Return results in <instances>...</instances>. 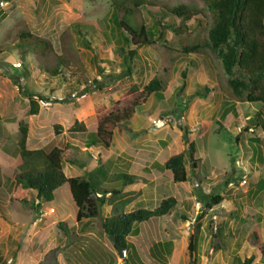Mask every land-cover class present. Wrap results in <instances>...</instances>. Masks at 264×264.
Instances as JSON below:
<instances>
[{"label": "rangeland", "instance_id": "374dc122", "mask_svg": "<svg viewBox=\"0 0 264 264\" xmlns=\"http://www.w3.org/2000/svg\"><path fill=\"white\" fill-rule=\"evenodd\" d=\"M149 1L156 8L152 15L145 5L137 8L138 16L123 9L116 15L130 26L140 21L155 35L154 44L136 51L128 75L116 50L135 48L123 43L126 34L114 24L113 0H0V264H125L101 222L115 206L125 212L154 209L168 198L176 201L170 214L138 225L139 236L128 239L147 260H152L148 249L168 243L169 248L157 247L166 253L167 264H192L210 249L226 251L223 246L232 239L227 232L234 229L239 245H246L252 214L258 211L253 203L264 188V104L248 102V91L236 97L210 50L182 54L181 40L205 37L210 18L207 11L206 18L197 15L177 34L173 28L179 20L169 10L178 4L205 10L200 0ZM125 7H132L129 0ZM75 23L92 30L75 28ZM21 30L49 40L52 49L44 56L20 52ZM58 56L67 60L66 66ZM55 64L58 74L52 75ZM153 77L163 91L146 96L142 92ZM30 97L38 104L35 115L29 112ZM135 98L139 107L130 121L132 136L115 130L109 148L90 145L96 115ZM19 122L28 127L29 150L61 149L66 177L93 178L100 192L117 189L121 194H107L99 216L90 222L76 220L66 184L50 204L37 205L35 193L28 190L15 198ZM75 124L85 131H72ZM185 129L191 133L198 172H191L187 160L188 181L175 184L163 165L184 150ZM253 151L256 156L249 160ZM253 166L261 175H253ZM123 174L134 183L124 185ZM253 190L257 194L252 197ZM198 193L219 194L224 200L206 210ZM241 215L245 218L238 222ZM220 233L223 237L216 239ZM190 244L194 252H189Z\"/></svg>", "mask_w": 264, "mask_h": 264}, {"label": "trees", "instance_id": "16d2710c", "mask_svg": "<svg viewBox=\"0 0 264 264\" xmlns=\"http://www.w3.org/2000/svg\"><path fill=\"white\" fill-rule=\"evenodd\" d=\"M128 0H113L114 24L119 30H122L126 36L123 43L128 47L134 46V50L123 48L117 49L116 54L120 57L122 69L129 75L132 71L136 51L144 46L155 43V35L152 29L146 27L140 21L130 26L123 22L116 15L122 9L125 14L134 13L138 16L137 8L146 6L147 13L156 12V8L149 0H129L131 8H126ZM205 10L198 9L196 6L178 4L170 8V14L179 20V26L173 28L177 33L185 28V24L197 15L206 18V11L210 18L205 37L194 39L192 42L182 39V54L198 53L208 49L218 59L225 76L228 78V87L232 93L239 97L243 91H248V102H261L264 104V0H200ZM135 15H133L135 17ZM159 24V21H157ZM75 28H89L90 25H80L75 23ZM78 34L81 32L78 30ZM83 42L87 45V41ZM17 47L20 52L41 53L44 56L45 51L52 49V43L47 39L34 36L28 30H21L17 37ZM37 49L44 50L37 52ZM63 66H66L67 60L58 56ZM59 65L52 67L51 74L57 75ZM184 73V72H183ZM181 73V75L183 74ZM186 75L188 73L186 72ZM82 76V75H81ZM105 78H112L107 76ZM163 91V85L158 78L153 77L145 86L142 93L146 96L159 95ZM139 99L127 101L124 104H116L109 110L100 112L96 115V131L89 135L90 145L100 146L104 149L110 147L114 131L125 132L132 136L133 130L130 127V121L135 110L139 107ZM30 114L38 113V104L33 98H29ZM264 133V122L261 123ZM205 127V126H204ZM202 128V127H201ZM180 129V128H179ZM182 130V129H180ZM72 131L84 132V126L75 124ZM18 139L16 142L18 153L14 159V168L17 173L13 179L14 196L17 198L22 190H28L35 193L37 205L50 204L54 200L55 191L66 184L70 196L77 209L76 220H85L90 222L99 216V206L107 201L106 195L110 194L116 198L121 194L120 190L111 189L110 191L99 190V182L96 179L83 177H66L63 172L62 151L59 148H53L50 151L43 149L29 150L26 146L28 127L25 123L18 124ZM56 135L60 133V127H54ZM184 150L172 155L163 165L167 177L175 184H183L188 181L186 161L189 160L191 172H198L197 162L194 158L195 147L192 141L191 133H184ZM257 149V148H256ZM254 151V156L255 155ZM126 184H133V179L122 175ZM196 178V176H193ZM206 179H203L204 182ZM198 201L203 209L210 210L213 206L220 204L224 199L219 194L205 195L198 193ZM26 203L25 200L22 201ZM176 201L168 198L162 201L154 209L139 208L130 212H125L118 207H113L109 217L101 222V230L108 237H113L115 242L126 248L127 254L123 262L125 264H167L166 253L157 247L169 248V244H155L148 249L152 255V260L144 258V253L137 246L129 242V238L139 236L138 225L157 221L161 217L169 215L175 208ZM217 238V234H215ZM112 240V239H111ZM247 241L255 248V255L244 260L242 264H252L255 259L264 260V244L262 239V225L259 218L249 230ZM114 243V242H113ZM156 250V251H155ZM189 252H194L191 244ZM167 253H169L167 251ZM195 259H192V264Z\"/></svg>", "mask_w": 264, "mask_h": 264}, {"label": "crops", "instance_id": "0c3cea01", "mask_svg": "<svg viewBox=\"0 0 264 264\" xmlns=\"http://www.w3.org/2000/svg\"><path fill=\"white\" fill-rule=\"evenodd\" d=\"M250 140L251 139H249V141ZM254 158L255 157H254V151H253L252 156L250 157L249 160H254ZM259 159H260V157L257 158V160H259ZM253 167H254L253 175H254V173H256V176H257V174L261 175V173L259 172V168L256 166H253ZM261 182H262V180H260V178H258L257 183L260 184ZM257 183H256V185H257ZM256 194H257L256 191L253 190L252 197L254 195L256 196ZM253 204H254V207H256L258 209V211L256 209H254L255 213L252 214V216H253L251 218L252 219V222H251L252 225H250L251 227L249 226L250 227L249 230L252 228V226L256 222L257 218H259V220L261 221V225H262V239H263V244H264V213L260 212V210L264 209V188L258 194V196H256ZM210 211H213V210L210 209ZM229 216H231L233 218V213H230ZM244 218H245L244 215L239 216L238 222H242ZM227 234L232 236V239H231V241H228L227 245L223 246L224 248H226V251L221 250L220 248L215 249V250L210 249L209 253L207 251H205L203 258L194 257L195 263L197 262L196 264H203V263H205V264H236V262L234 261L235 258H237L238 262H239V260L243 261L246 258L251 257L252 254L255 255L254 254L255 253L254 246L247 241L248 233L245 235L246 245H242V246H240L239 242H237V237H235L237 232H235V229L233 232L228 231ZM217 237H219V239L222 238L223 237L222 233H220V235H217ZM246 252H248L249 255H247L246 257H243ZM252 264H264V260L262 258H258V259H255V261Z\"/></svg>", "mask_w": 264, "mask_h": 264}, {"label": "water", "instance_id": "95a60500", "mask_svg": "<svg viewBox=\"0 0 264 264\" xmlns=\"http://www.w3.org/2000/svg\"><path fill=\"white\" fill-rule=\"evenodd\" d=\"M184 77H185V75H183V78H184ZM111 239H112V241H113L114 244H115V248L117 249V251H118V253H119V257H120L121 259H124L125 255H126V248L123 247V246H121V245H119V244H117V243L115 242V239H114L113 237H111Z\"/></svg>", "mask_w": 264, "mask_h": 264}, {"label": "built area", "instance_id": "2783aa9c", "mask_svg": "<svg viewBox=\"0 0 264 264\" xmlns=\"http://www.w3.org/2000/svg\"><path fill=\"white\" fill-rule=\"evenodd\" d=\"M154 124H155V126H159V125H161V121L159 120L158 123H154Z\"/></svg>", "mask_w": 264, "mask_h": 264}]
</instances>
